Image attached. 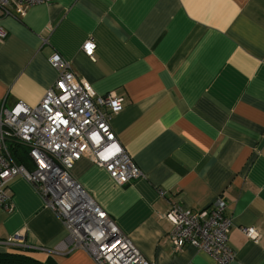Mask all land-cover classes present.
Masks as SVG:
<instances>
[{
  "label": "crops",
  "instance_id": "1",
  "mask_svg": "<svg viewBox=\"0 0 264 264\" xmlns=\"http://www.w3.org/2000/svg\"><path fill=\"white\" fill-rule=\"evenodd\" d=\"M0 30V108L36 106L56 79L55 54L97 95L123 99L110 128L141 176L120 187L87 159L71 175L144 258L216 264L189 245L173 252L162 215L222 197L229 264H264V0H51L1 15ZM87 40L94 60L82 51ZM8 195L0 253L95 264L64 246L61 220L26 180L13 178ZM16 235L24 247L7 243Z\"/></svg>",
  "mask_w": 264,
  "mask_h": 264
},
{
  "label": "built area",
  "instance_id": "2",
  "mask_svg": "<svg viewBox=\"0 0 264 264\" xmlns=\"http://www.w3.org/2000/svg\"><path fill=\"white\" fill-rule=\"evenodd\" d=\"M50 1L0 0V16L24 14L30 7ZM5 37L0 30V39ZM82 51L94 60L92 40L84 42ZM48 62L56 79L36 106L18 102L10 109L0 108V211L11 212L8 184L13 178H23L61 220L67 232L64 246L82 250L95 264H151L71 175L74 165L87 159L120 187L141 176L110 128L123 99L114 92L97 95L57 54ZM15 147L25 151V163L12 157ZM224 212L222 197L197 212L171 204L162 215L170 224L166 240L171 250L179 252L189 245L216 264H229L234 257L228 246L231 220ZM242 232L253 242L259 241L256 230ZM7 243L24 247L19 235Z\"/></svg>",
  "mask_w": 264,
  "mask_h": 264
},
{
  "label": "trees",
  "instance_id": "3",
  "mask_svg": "<svg viewBox=\"0 0 264 264\" xmlns=\"http://www.w3.org/2000/svg\"><path fill=\"white\" fill-rule=\"evenodd\" d=\"M15 147L11 149V155L17 163H25V151ZM0 264H56L51 258H47L44 262H39L26 254L21 249L0 253Z\"/></svg>",
  "mask_w": 264,
  "mask_h": 264
},
{
  "label": "snow or ice",
  "instance_id": "4",
  "mask_svg": "<svg viewBox=\"0 0 264 264\" xmlns=\"http://www.w3.org/2000/svg\"><path fill=\"white\" fill-rule=\"evenodd\" d=\"M88 47H89V50H90L92 46H91V45H89ZM62 87H63V85H62ZM113 247H115V245H113Z\"/></svg>",
  "mask_w": 264,
  "mask_h": 264
},
{
  "label": "rangeland",
  "instance_id": "5",
  "mask_svg": "<svg viewBox=\"0 0 264 264\" xmlns=\"http://www.w3.org/2000/svg\"><path fill=\"white\" fill-rule=\"evenodd\" d=\"M94 262V261H93Z\"/></svg>",
  "mask_w": 264,
  "mask_h": 264
}]
</instances>
